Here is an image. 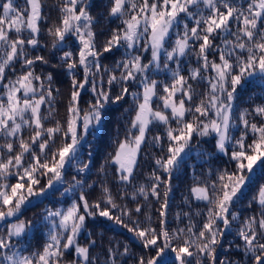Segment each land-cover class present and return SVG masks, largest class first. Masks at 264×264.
Segmentation results:
<instances>
[{
  "label": "snow or ice",
  "instance_id": "snow-or-ice-1",
  "mask_svg": "<svg viewBox=\"0 0 264 264\" xmlns=\"http://www.w3.org/2000/svg\"><path fill=\"white\" fill-rule=\"evenodd\" d=\"M91 9V0H0V264H127V244L109 241L102 261L91 232L81 243L89 218L98 217L140 241L144 251L134 264H168L169 252L175 264H264V184L247 203L252 214L238 209L255 169L264 167V102L237 107L251 78L264 81V0H106L102 15ZM101 20L115 26L97 31ZM120 50L112 66L103 63ZM160 73L167 80L154 78ZM60 75L70 81L62 119L54 87ZM128 96V127L109 162L114 179L131 191L115 195L102 182L90 200L86 180L77 178L89 169L79 148L106 106ZM213 135L214 150L231 167L196 177L183 197L189 210L177 212V227L169 228L173 174L195 137ZM146 146L160 153L152 155L146 182L133 183ZM68 165L77 173L70 181ZM65 184L60 195L75 197L69 206L20 219L32 198ZM193 202L204 207L193 211ZM154 203L158 223L147 210ZM34 229L46 230L47 239L30 250Z\"/></svg>",
  "mask_w": 264,
  "mask_h": 264
},
{
  "label": "trees",
  "instance_id": "trees-1",
  "mask_svg": "<svg viewBox=\"0 0 264 264\" xmlns=\"http://www.w3.org/2000/svg\"><path fill=\"white\" fill-rule=\"evenodd\" d=\"M17 2L23 3V0H17ZM47 3L52 5L55 3V0H47ZM91 3V11L93 15H102L106 11V0H91ZM56 15V11L53 10L51 12V17L54 19ZM109 26L114 27L115 25H110L107 21L101 20L100 25L97 27V31L106 30ZM103 38V36L99 37L101 40H103ZM42 40L47 41V37H42ZM122 51L123 50L107 54L106 58L103 59V63L112 66L116 60L121 58ZM43 54H47V52L44 51ZM188 63L195 66L194 59L189 60L186 58L185 64ZM40 70L41 68L38 66L37 71ZM43 70L47 71L50 69L44 68ZM154 78L165 81L168 78V74L160 73L154 76ZM54 87L60 89L61 95L57 98L58 103L56 104V109L59 113L58 118L62 119L64 116L65 104L67 102L66 98L70 88L69 78L65 75L58 76ZM262 88H264V81H261L259 77L251 78L238 92L237 107H246L253 101H255V103L264 102V91H261ZM119 90L118 86L114 87L113 93L115 94L119 92ZM133 90L135 89L133 88ZM90 95V92L87 91L82 93V108L87 109V102ZM131 104L132 99L130 96L125 97V99L119 103H109L104 110L105 114L101 125L98 128L90 129V134L86 140L82 142L79 148V159L82 162L89 163V169L85 173L79 174L77 178L86 180L84 191L90 194V200H94L100 195L102 182L107 183L109 187L112 188L115 195L121 194L125 188H127L128 191H131V185H121L114 179L116 166L109 162V154L114 153L117 147L116 142L123 139L125 136L128 121L131 116V113L126 112L125 110L128 109ZM153 131L155 132L156 129ZM159 131L162 132L163 129L161 128ZM239 132V127L233 129L234 135L238 136ZM214 142V135L204 138L195 137L193 141V150L190 151L189 156L184 159L180 169L173 174V192L170 196V207L168 210L169 228L177 227L178 222L175 220V214L177 212L181 210H189L183 203V197L187 195L188 188L193 184L196 177L207 178L210 170L215 174L217 170L231 167L228 157L223 153L214 150ZM153 153L159 154L160 149L147 146L143 147L139 158V167L136 171V180L133 181V183L146 182V174L150 172L153 167ZM102 166L104 169L103 171H101ZM67 167L69 172L66 179L70 181L71 177L77 175V173L72 165ZM10 179L11 182H15L14 178ZM41 183L43 184L45 181L42 180ZM87 184H92L93 187L88 188ZM260 184H264V167H258L255 169L253 173V181L244 189V196L242 197L243 204L238 205V209L243 215L252 214L251 210L247 209V203L251 197L255 195ZM64 187H67V184L56 185V188L50 190L46 197L32 198V203L23 210V215L20 219L39 220L42 218L46 208H66L69 206L71 200L75 199V197L71 195L62 197L60 192L63 191ZM196 204H199L201 209L204 207L201 202H193V211H195ZM158 207L159 204L154 203L147 209L157 223L158 213L156 212V208ZM197 219L199 218L197 217ZM87 223L88 229L81 234L80 241L81 243H85L89 238L88 233L91 232L92 238L97 240L94 254H99L102 261L104 259L103 249L107 247L109 241L119 243L121 246L125 244L129 246L132 256L124 258L127 261V264H134V257L142 254L144 251L141 247L140 241L132 233H129L124 227L115 224L113 221L98 217L96 219L89 218ZM185 223H187L186 219L183 220V223H180L179 226H183ZM0 227L3 226L0 225ZM46 239V230L37 231L34 229L29 232L25 247L30 250L39 249L43 246ZM231 239L232 234L229 233L227 240ZM69 258H71V253H69ZM165 259L168 261V264H175L174 254L171 252L167 253Z\"/></svg>",
  "mask_w": 264,
  "mask_h": 264
},
{
  "label": "rangeland",
  "instance_id": "rangeland-1",
  "mask_svg": "<svg viewBox=\"0 0 264 264\" xmlns=\"http://www.w3.org/2000/svg\"><path fill=\"white\" fill-rule=\"evenodd\" d=\"M189 154H190V151H187L186 154H184V159H186L187 156H189ZM68 166H69V165H68Z\"/></svg>",
  "mask_w": 264,
  "mask_h": 264
}]
</instances>
